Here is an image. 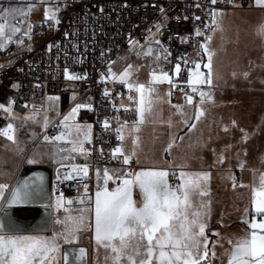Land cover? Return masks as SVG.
Segmentation results:
<instances>
[{"label": "rangeland", "instance_id": "374dc122", "mask_svg": "<svg viewBox=\"0 0 264 264\" xmlns=\"http://www.w3.org/2000/svg\"><path fill=\"white\" fill-rule=\"evenodd\" d=\"M27 1L29 0H0V17H5L14 24L25 15L27 7V11H31L27 13L26 24L38 28L42 34H49L52 21L45 19V12L49 8L38 2L27 6ZM216 13L218 27L215 25L209 36L211 42L207 39L203 41L199 52L192 55L194 65L199 63L200 71L207 77L208 69L204 65L208 63V56L202 45H207L214 53L211 86L195 85L199 93H209L211 100L205 98L202 102L199 95L192 100V104L183 102L178 105V111L169 103V83H151L158 61L145 55L146 49L139 45L132 46L126 57L111 70V76L116 81H119L118 78L125 70H129L128 83L155 89L153 93H145L146 100H153L151 115L146 116L145 123L139 125L140 130L133 133L135 137L130 135L124 143L129 155L133 151L136 153L133 157L137 167L133 173L144 169H158L210 174V179L206 182L209 195L203 198L209 205L205 221L209 258L203 264H229L230 253L235 244L251 232L244 221H264V215L255 214L253 203L254 190L258 189L261 177L264 176V7H259L254 2L246 9H226ZM6 34L15 36L8 28ZM194 70L192 67L190 73ZM73 99L65 109L59 99H48L25 115L11 118L16 143L4 136L0 137V185L5 186L0 193V210L24 166L53 163L57 146L61 142L46 143L44 137L55 121L63 119L65 115L70 116L78 106ZM197 109L204 112L198 122L195 121ZM78 112L72 120L67 121L69 128L70 121L76 122ZM29 116H34L35 119H25ZM192 123H196L195 129H190ZM65 131L67 129L63 127L61 132ZM136 137L138 147L134 148L133 138ZM170 143L171 149L165 151ZM29 160L33 162L29 163ZM169 179L170 175L168 181ZM86 187L87 192L85 186L79 189V198L69 199L72 203L67 208L73 216L80 215L79 209H86L83 213L85 227L77 234L75 242L66 244L63 240L59 241V252L51 254L54 257L53 264H62L64 245L81 244L88 245L91 249L90 264H112L111 259H106L109 251L96 244L94 213L87 211L92 207L89 200L92 187L89 183ZM115 187L110 186V190ZM132 196L137 207L141 206L143 198L138 187L133 188ZM80 198L84 200L83 204L79 202ZM68 214L66 211L53 215V231L50 235L3 236L51 240L62 231L61 225L56 221Z\"/></svg>", "mask_w": 264, "mask_h": 264}, {"label": "built area", "instance_id": "2783aa9c", "mask_svg": "<svg viewBox=\"0 0 264 264\" xmlns=\"http://www.w3.org/2000/svg\"><path fill=\"white\" fill-rule=\"evenodd\" d=\"M36 2L43 3V0H29V3ZM254 2L50 0L48 3L57 7L60 23L53 21L49 34H42L31 26V39H28L23 35L26 18L21 17L15 22L22 32L6 36H11L13 41L23 39L24 43H10L0 51V105L12 109L11 114L0 109V130L12 124L13 116L25 115L52 98L59 101L68 98L69 103L74 98L76 104L86 106L79 109L77 124L91 128L90 142L83 144L84 154L60 151L71 147L62 142L57 146L52 163V198L53 203L61 198L65 203L61 207L53 205V215L65 213L66 202L77 197L80 188L88 183L95 187L97 169L133 173L137 167L134 158L129 165H124L122 157L112 156L117 147L123 150L124 140L118 138L117 130L124 135L139 119L135 111L138 93L111 76L112 68L126 57L131 47L139 45L146 51L151 48L148 56L158 61L153 74L164 72L172 78L168 88L172 106L186 102L188 96L197 99L199 91L193 92V86L188 84L190 69L194 67L192 55L199 52L201 43L213 33L212 13L246 9ZM197 31L201 35H196ZM177 64L181 71L176 79ZM68 75L79 78L69 80ZM106 91L108 95H105ZM105 122L108 128H105ZM122 125L127 127L122 128ZM62 128V119L57 120L47 129L46 136H56ZM83 166L88 168L87 176L73 171ZM65 175L75 178L66 180ZM169 183L179 181L170 175Z\"/></svg>", "mask_w": 264, "mask_h": 264}, {"label": "snow or ice", "instance_id": "6c2138e0", "mask_svg": "<svg viewBox=\"0 0 264 264\" xmlns=\"http://www.w3.org/2000/svg\"><path fill=\"white\" fill-rule=\"evenodd\" d=\"M213 4L217 0H211ZM259 7H264V0H255ZM31 9L28 10L30 13ZM27 15V13H25ZM213 24L217 25V13L213 12ZM45 19L59 24L60 21L56 13L51 9L46 10ZM199 19V17H197ZM0 51L8 47L10 43L23 44V39L13 41L11 36H6V28L10 29L12 34H19L22 28L12 24L5 17H0ZM23 23V21H19ZM31 25H26L23 35L31 39ZM196 35H201L197 31ZM211 42V37H207ZM159 43V41H156ZM51 46H49V49ZM205 54L208 56V63L204 66L208 69L207 77L200 71V64L194 65L195 70L190 73L188 84L192 91L196 92L195 85L212 84V56L213 52L207 45H202ZM151 48L145 55L151 54ZM131 66H129V69ZM181 71L179 64L175 66V73L178 75ZM115 76V74H113ZM130 71L125 70L118 78L119 82L128 85L130 91L135 90L139 94L137 107L135 111L138 114V121L130 129L131 133L138 132L139 125L145 123L146 116L151 115L153 100H146V91L150 94L155 89L145 85H135L128 83L127 78ZM69 80L79 77L68 75ZM172 83V78L162 72L159 75H152V84ZM105 95H108L107 91ZM201 101L205 98L211 100L209 93L201 91L199 93ZM129 99H133L129 97ZM159 98L157 97V100ZM187 103L192 104V97H187ZM81 106L78 105L72 110L70 116L65 117L62 122L65 132L53 137H44L46 143L62 142L70 145L69 149H60V151H70L72 153L84 154L86 149L83 147L85 141L90 142V128H82L80 125H73L69 128L67 121L72 120ZM180 111L179 107L173 105ZM0 109L11 114V107L0 105ZM204 112L197 109L195 121L203 117ZM25 119L34 120V116L25 117ZM47 126V119L44 122ZM109 125L105 122V128ZM122 128L127 125H122ZM196 123L190 125V129H195ZM118 138L123 141L124 135L118 129ZM227 131V129H225ZM243 131V130H241ZM15 129L9 123L5 129L0 130L7 140L16 143ZM75 133V135L73 134ZM83 137V139H81ZM247 135L245 134V140ZM133 146L138 147V137L133 139ZM172 147L170 143L165 151ZM135 151L131 155L124 154L121 147H117L112 152L113 158L122 157V163L129 165ZM67 158V157H66ZM29 163L33 161L29 160ZM223 162V157H221ZM242 167V165H241ZM75 172H83L84 176L88 174L87 166L74 168ZM97 177L101 176V170L97 169ZM169 175L176 176L179 183L170 184ZM71 175H65L64 179H73ZM103 184L97 185L94 200L91 201L92 207L87 211L94 213V233L95 241L99 246H103L109 251V257L112 264H203L209 258L208 239L205 234L206 218L209 213V205L203 198L209 195L206 182L210 179L209 173L202 172H169L167 170L144 169L136 173L126 170L104 169L102 172ZM109 181L116 183L117 186L109 190ZM245 185H240L244 187ZM0 185V193L4 189ZM29 185L25 183L22 187L13 191L11 199L7 202L9 206L26 204L32 197L39 196L40 193L29 191ZM138 187L142 193V205L137 207L133 200V188ZM233 187H236L235 182ZM85 192L87 187L85 186ZM2 198V196H0ZM81 204L84 200L79 201ZM57 207H61L65 202L63 199L57 200ZM71 204L72 201L66 202ZM253 203L255 214L264 215V176L261 177L258 189L254 190ZM69 214L63 219H58L57 224L61 225L62 231L51 240L34 238L29 236L5 237L0 235V264H53V253L59 252V241L70 244L76 241L77 234L85 227V217L83 213L86 209H79L80 215H71V210L66 209ZM249 225L251 232L249 236L240 239L230 253L229 264H264V221H244ZM2 227V225H0ZM218 235V234H215ZM214 247V246H213ZM86 255L84 249L79 250V257L82 259ZM215 257V252H212Z\"/></svg>", "mask_w": 264, "mask_h": 264}, {"label": "water", "instance_id": "95a60500", "mask_svg": "<svg viewBox=\"0 0 264 264\" xmlns=\"http://www.w3.org/2000/svg\"><path fill=\"white\" fill-rule=\"evenodd\" d=\"M176 74V79H177ZM62 107L68 106V98L61 100ZM53 165H26L21 170L7 199L0 210V235H50L53 231V198H52ZM27 183L33 196L26 204L8 205L13 191ZM86 255L81 259L79 250ZM91 249L88 245H64L62 247V264H90Z\"/></svg>", "mask_w": 264, "mask_h": 264}, {"label": "crops", "instance_id": "0c3cea01", "mask_svg": "<svg viewBox=\"0 0 264 264\" xmlns=\"http://www.w3.org/2000/svg\"><path fill=\"white\" fill-rule=\"evenodd\" d=\"M50 0H43V3L44 2H47V7L49 8V9H51L53 12H55L56 14H57V7H56V5H54V4H50V3H48ZM27 4V6L30 4L29 3V1H27L26 2ZM38 3H42V2H38ZM45 4V3H44ZM26 13H28V11H27V7H26ZM23 17H25L26 18V22H27V19H28V16L27 15H24ZM15 24V23H14ZM52 24H53V21H52ZM27 25V24H26ZM26 25L24 26V28L26 29ZM187 102V101H186ZM67 115H65V117H66ZM64 117V118H65ZM64 118L62 119V122H64ZM70 123H71V127L73 126V125H78L77 124V120H76V122L75 121H70ZM82 127H84V126H82ZM86 128H90V127H86ZM132 127H130V128H128L127 130H126V132H125V134H124V143H125V141L127 140V138L131 135L132 137H135V136H133V133H131L130 132V129H131ZM90 130H91V128H90ZM134 139V138H133ZM123 150H124V152H125V154H127V155H129L126 151H125V147H124V144H123ZM134 158V157H133ZM135 159V158H134ZM105 168H101V169H99V170H101V176L100 177H97V182H96V185H95V187L93 188V186H92V184H91V187H92V191H91V194H90V196H91V198L89 199L90 200V202L92 201V200H94V197H95V192L97 191V185L99 184V185H102L103 184V179H102V172H103V170H104ZM87 185V184H86ZM85 185V186H86ZM117 186V184L116 183H113V182H111V181H109V183H108V188H109V190H110V186ZM94 192V193H93ZM92 194H94V196L92 195ZM80 196L78 195L77 197H75L74 199H76V198H79ZM78 200H81V198L80 199H78ZM57 201H55L54 203H53V205H55L56 207H57V203H56Z\"/></svg>", "mask_w": 264, "mask_h": 264}, {"label": "trees", "instance_id": "16d2710c", "mask_svg": "<svg viewBox=\"0 0 264 264\" xmlns=\"http://www.w3.org/2000/svg\"><path fill=\"white\" fill-rule=\"evenodd\" d=\"M185 103V102H184ZM180 105V104H179ZM178 106V105H177Z\"/></svg>", "mask_w": 264, "mask_h": 264}]
</instances>
